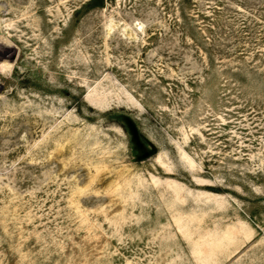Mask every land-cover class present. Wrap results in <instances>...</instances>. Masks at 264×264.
I'll list each match as a JSON object with an SVG mask.
<instances>
[{
  "label": "rangeland",
  "instance_id": "obj_1",
  "mask_svg": "<svg viewBox=\"0 0 264 264\" xmlns=\"http://www.w3.org/2000/svg\"><path fill=\"white\" fill-rule=\"evenodd\" d=\"M0 0V264H264V0Z\"/></svg>",
  "mask_w": 264,
  "mask_h": 264
},
{
  "label": "trees",
  "instance_id": "obj_2",
  "mask_svg": "<svg viewBox=\"0 0 264 264\" xmlns=\"http://www.w3.org/2000/svg\"><path fill=\"white\" fill-rule=\"evenodd\" d=\"M104 5V0H94L93 1V6H103Z\"/></svg>",
  "mask_w": 264,
  "mask_h": 264
}]
</instances>
